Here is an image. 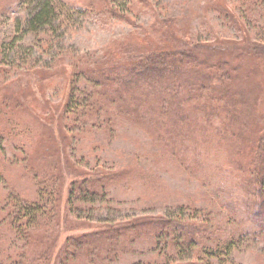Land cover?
<instances>
[{
  "label": "rangeland",
  "instance_id": "374dc122",
  "mask_svg": "<svg viewBox=\"0 0 264 264\" xmlns=\"http://www.w3.org/2000/svg\"><path fill=\"white\" fill-rule=\"evenodd\" d=\"M52 2L59 12L54 29L28 31L36 1L0 0V207L6 200L42 202L39 175L55 171L54 149L46 154L53 145L63 151L64 178L59 214L52 219L32 223L30 234L20 236L2 221L0 264H142L144 258L165 264V256L173 264L202 257L216 264H264V225L258 219L264 204L244 181L256 176L264 160V0ZM172 48L228 56L229 72L240 75L231 84L232 104L246 112L235 129V110L213 105L211 92L204 99L182 97L162 131L157 112L139 122L116 108L110 121L101 112L100 123L89 121L88 128L72 112L62 119L74 87L77 96L109 90L95 75H78L87 63L93 70L99 62L143 60L151 51ZM245 51L252 60L236 70L238 53ZM214 71L220 79L212 85H221L224 77L231 81L223 69ZM101 98L114 108L110 97ZM227 99L219 98L220 105ZM184 110L190 123L180 129ZM239 136L248 148H257L253 169ZM86 175L96 178L89 186L96 194L70 203L72 181ZM251 198L260 203L258 213ZM192 221L206 223L202 242L208 248L215 247L210 241L215 235L232 240L230 255L217 258L215 248L200 257L167 245L161 228L174 232Z\"/></svg>",
  "mask_w": 264,
  "mask_h": 264
},
{
  "label": "trees",
  "instance_id": "16d2710c",
  "mask_svg": "<svg viewBox=\"0 0 264 264\" xmlns=\"http://www.w3.org/2000/svg\"><path fill=\"white\" fill-rule=\"evenodd\" d=\"M35 1L36 5L30 13L28 19V31H37L45 26H50L52 29H54V22L59 19V12L55 7L54 2H52V0ZM166 35L168 36L167 33ZM218 53L219 56H215L214 54H206L205 52L200 53V51H196V53L187 52L183 54L182 52L176 51L175 48H172L168 50L162 49L159 51H151L147 56H145V59L143 60L132 61L134 60L132 59L129 62L126 61L125 63H120L117 59V61H113V65H111L112 67L107 66L110 63L106 64L105 61V64L103 62H99L98 65L95 64V68L92 70L91 65H87V63L84 65L85 67L83 66L80 68L78 75L84 77V79L86 77H89L90 79L92 78V75H95L94 78L96 77L97 84L102 85V87H107L109 90H107V92L102 95L100 93H93L86 90L84 91L86 96H77L79 93L78 86L74 87V92L72 93L67 106L68 111L66 110V113L63 114L62 119L66 120L68 115L71 114L70 112H72V115L74 114L75 119L78 118L74 120L76 122H82L81 120L83 119V122L80 123L81 127L88 128L90 122L92 124L100 123L97 114L101 112H104L105 115L108 116L107 121H110L112 114L115 113L116 108L121 110L123 114L131 115L132 118H136L139 122L147 121L151 113L157 112V124L159 125L157 128L162 131L165 126L168 125V121H166V119L172 113L170 111L174 109L176 105L180 106V101L183 99L182 97L189 95L196 97L198 95L199 98H201L203 95L202 98L204 99V97L209 92L212 94L207 96L210 98V102L213 105H218L220 108H228L227 106H229L228 110H233L234 104H232V101L235 99V97H232L234 96L233 93L230 94L232 90L231 84H233V80L238 79L240 75H237L236 77L233 75V73L229 72L231 69L228 67L230 65L228 56L220 53V51H218ZM250 54L251 51H245V54L243 52L238 53V59L242 58V60L241 63L237 65L238 68L235 66L236 70L240 69L241 66L242 71V66L244 67V65H248V62L252 60H248ZM187 60H192L193 64L189 66L186 65ZM260 64L261 63H258L255 66L258 68ZM214 69H223L227 75V78L232 76L231 81L224 77V82H222L221 85H212L211 83L216 77H219L220 79V76L215 73ZM93 71L96 73H93ZM158 72L162 74L159 75ZM186 77L188 80L185 82ZM205 84H208V87H206ZM97 86L98 85H96V87ZM216 91H218V93ZM152 93L155 95H152ZM204 93L206 95H204ZM150 95L153 98L151 102L147 100L151 97ZM101 97H110L112 100L111 104L115 105L114 108L107 107V105L103 103V98ZM218 97L224 99L230 97L232 98L230 100H224L225 103L220 105L221 101H219ZM177 108L180 110L182 107ZM234 110L235 114L233 113V115L235 116V122H233V129H235L236 125L241 120L238 118L239 114H246V112H243L240 109ZM234 110L232 112H234ZM86 113L90 114V117L85 118ZM179 114H181V117L178 119L179 127L180 129H183L186 124L189 125L190 120L188 117H186L185 110L179 112ZM69 118L72 120V117ZM238 135L239 134H237V132H233V136ZM237 139L238 141H242L241 145L243 146L246 154L249 151V154H247L248 156L245 157L247 159L246 164L249 162V160H251V165L249 166H254V163L256 165L254 158L257 148H248L246 146V142L243 141V138L240 139V136ZM168 143L169 146L170 142ZM53 149L56 155L55 162H53V168H55V171L52 174H49L43 170V173L41 171L39 175L41 182L40 199L42 202L25 201L20 199L17 201L6 200L5 203L0 207V212H3L0 213V225L3 220H6V222L14 227L16 234L19 236L30 234V227L32 223L39 222L45 217L47 219H52L53 216L59 214L58 200L62 196L61 182L64 179L62 175V158L59 156H63V151L60 148L59 154L58 149L53 145L46 150V154ZM260 149L262 150V155H264V144L261 145ZM262 162V169L259 168L256 170L258 172L255 174L256 176L253 179L246 178L244 180L246 183H248L252 193H258V199L262 201L261 206L264 204V160H262ZM249 172L252 173L253 171ZM76 182L72 181V185L70 187V203H73L75 198H81L82 202H86L89 200L88 198L91 197L92 194H96V192H92L89 187L90 185L94 186L93 183L96 182L95 177L91 176L89 178L86 175L81 181ZM253 202L254 201L251 198L250 204H253L251 207L252 210L256 209L260 204H258L257 201H255V203ZM255 212L258 213V210L256 209ZM258 219L260 220L261 224L264 225V215ZM184 225L185 224H180V226H178L174 232L169 226L161 228L163 230L162 236L165 235L164 237L167 239V245H177L180 248L178 250L179 253L182 251H187L188 254L195 253L200 257H202L201 255L203 253L212 254L215 248H217V250L214 252V256L217 258L224 254L230 255L229 251L234 242H232V240L229 242L223 241L222 238L217 237L214 232L219 231V229L214 228V232L208 231L209 235H215V239L210 238V241L213 244L212 247H215L208 248L206 247V242H202V238L205 235L204 228L207 229V227H205L206 223L203 221H192L191 224ZM159 231L160 230H158V233L160 234ZM172 232L174 234H172ZM103 233H105V230ZM157 237L159 236L157 235ZM87 238H89V236L83 237V240ZM88 250L93 252V249ZM25 257L27 260L28 255L26 254ZM165 257H167L165 264H173L174 261H172L171 258L169 259L168 256ZM203 258L204 257L201 259L194 258L195 260L197 259L198 262L194 261L192 263L186 264H216L208 260L204 262ZM223 262L224 261H222V264ZM4 263L5 262L2 264ZM142 264L154 263L151 260L149 261L148 259L144 258V260H142Z\"/></svg>",
  "mask_w": 264,
  "mask_h": 264
}]
</instances>
